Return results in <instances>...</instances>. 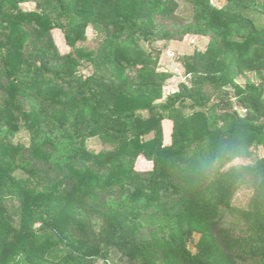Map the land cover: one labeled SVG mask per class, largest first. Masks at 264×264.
<instances>
[{
    "label": "trees",
    "instance_id": "obj_1",
    "mask_svg": "<svg viewBox=\"0 0 264 264\" xmlns=\"http://www.w3.org/2000/svg\"><path fill=\"white\" fill-rule=\"evenodd\" d=\"M216 2L0 0V264H264V0Z\"/></svg>",
    "mask_w": 264,
    "mask_h": 264
},
{
    "label": "rangeland",
    "instance_id": "obj_2",
    "mask_svg": "<svg viewBox=\"0 0 264 264\" xmlns=\"http://www.w3.org/2000/svg\"><path fill=\"white\" fill-rule=\"evenodd\" d=\"M214 3L218 4L216 0H213ZM220 1V0H217ZM223 1V0H222ZM24 9H31L33 5L31 3H25L22 5ZM187 10H190V5L187 4L186 6ZM190 14V11H188ZM54 39L62 52H67L69 50V47L65 45V40L60 33V31L53 32ZM207 45V38L205 37H200V36H193V35H188L184 38L182 42H174L171 45L167 47V52L165 51L164 53L161 54L160 56V67L161 69H166L165 71L171 72V78H168L167 81L165 82V87H164V93H167L168 90H174L176 85H178L181 82L187 83V77L184 74V69H182L180 63L176 60V57L179 56L180 54L182 55H187L193 53L195 50H205ZM186 57V56H184ZM79 72L81 74L86 75L87 74V69H80ZM237 81L240 84H244V78H237ZM189 102L187 101L186 104ZM242 111V110H240ZM185 112L188 113V109H185ZM15 142H20L23 144H28L29 143V134L26 130H22L18 134L15 135L14 137ZM87 147H91V149H95L96 151L100 150L103 148V145L101 144L100 140L97 138L93 139H88L86 142ZM241 162V160H236L235 163ZM151 163L147 160L140 159L136 163V168L139 170H149L151 169ZM251 195L250 191H239L234 195L233 198V203L234 205H245ZM116 196V195H115ZM7 206L9 210L13 211V209H18L19 208V200L15 197L7 199ZM143 220L147 221V217L143 216ZM199 234L195 233L193 235L194 237V242L196 243L199 239ZM189 247L193 252L196 251V247H194L193 243L189 244ZM114 252L111 253L112 257L115 256L113 254ZM119 254V253H118ZM94 264H105L104 260L98 259L95 261Z\"/></svg>",
    "mask_w": 264,
    "mask_h": 264
}]
</instances>
